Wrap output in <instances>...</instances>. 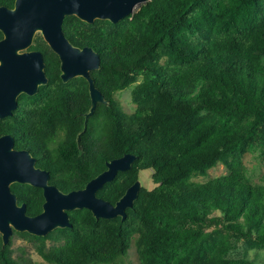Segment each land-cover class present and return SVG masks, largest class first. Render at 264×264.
Segmentation results:
<instances>
[{
  "label": "trees",
  "instance_id": "16d2710c",
  "mask_svg": "<svg viewBox=\"0 0 264 264\" xmlns=\"http://www.w3.org/2000/svg\"><path fill=\"white\" fill-rule=\"evenodd\" d=\"M64 28L101 53L91 74L110 104L99 103L86 124L88 79L64 81L60 56L39 34L32 47L44 51L50 81L21 94L13 115L0 118V135L12 133L65 191L127 152L138 156L133 167L98 194L115 203L145 170L154 186L143 185L125 219L79 208L69 211L71 227L16 234L52 264H113L133 245L142 264H264L231 255L264 248V182L251 181L244 161L264 151V0H147L117 23L68 15ZM128 87L132 112L116 97ZM220 162L227 174L195 179ZM12 187L29 214L43 210V188ZM12 243L0 232V264H26Z\"/></svg>",
  "mask_w": 264,
  "mask_h": 264
},
{
  "label": "water",
  "instance_id": "95a60500",
  "mask_svg": "<svg viewBox=\"0 0 264 264\" xmlns=\"http://www.w3.org/2000/svg\"><path fill=\"white\" fill-rule=\"evenodd\" d=\"M147 0H16L12 7H0V117L12 115L19 106L22 93L36 94L49 82L44 53L29 49L41 32L61 59L64 81L84 76L89 81L92 99L85 113L86 124L99 103L110 104L91 72L102 66L101 53L93 46H79L66 34L64 20L77 15L87 22L109 19L114 23L133 14ZM83 132L78 135L81 150ZM137 154L127 152L107 162V168L88 181L85 187L65 191L51 182V171L37 165V158L26 148L16 146L11 133L0 137V232L8 244L15 231H28L45 236L58 227L73 226L70 210L89 208L97 218L128 216L138 198L143 182L136 180L115 202L100 196L98 191L113 181L119 171L133 167ZM29 183L44 189L43 210L29 214L27 204L20 203L12 184Z\"/></svg>",
  "mask_w": 264,
  "mask_h": 264
},
{
  "label": "rangeland",
  "instance_id": "374dc122",
  "mask_svg": "<svg viewBox=\"0 0 264 264\" xmlns=\"http://www.w3.org/2000/svg\"><path fill=\"white\" fill-rule=\"evenodd\" d=\"M116 97L120 100L123 109L127 112L134 111L136 104L132 99V87H128L119 91L116 94ZM244 161L248 167V175L252 182H264L262 180L264 176V151L251 150L246 153ZM228 173V168L222 162H220L215 167L211 168L209 175H197L195 177L198 181H207L210 178L217 177ZM152 171L145 170L141 173V180L143 185L153 187L154 184L151 179ZM12 247L14 249V254L27 256L28 262L26 264H52L48 262L36 249V244L34 241L27 239L19 234L14 232L12 238ZM49 243L52 240H48ZM233 256H248L250 259L257 263H264V248H249L246 249L245 246H242L240 249L232 252ZM113 264H142L138 258V254L134 245L130 248L128 255L122 258L119 262Z\"/></svg>",
  "mask_w": 264,
  "mask_h": 264
},
{
  "label": "flooded vegetation",
  "instance_id": "af4514ba",
  "mask_svg": "<svg viewBox=\"0 0 264 264\" xmlns=\"http://www.w3.org/2000/svg\"><path fill=\"white\" fill-rule=\"evenodd\" d=\"M16 2V1H15ZM15 5V4H14ZM14 5H8V4H0V7H2V6H8V7H12L13 8V6ZM0 31H2L1 29H0ZM3 32V31H2ZM39 34H41L42 36H43V34L41 33V32H38L37 34H36V36H35V39H34V42H33V44L29 47V49H38V50H41V49H39V48H35V47H32L35 43H36V37H37V35H39ZM4 36H5V34H4V32H3V37L2 38H0V40L1 39H3L4 38ZM44 37V36H43ZM44 39H45V37H44ZM46 40V39H45ZM47 41V40H46ZM49 44V43H48ZM50 45V44H49ZM53 49V48H52ZM42 51V50H41ZM43 53H44V51H42ZM57 53V52H56ZM58 54V53H57ZM59 55V54H58ZM44 57H45V60H46V56H45V53H44ZM46 62H47V60H46ZM48 65V64H47ZM46 71H47V66H46ZM47 74H48V72H47ZM61 74H62V72H61ZM49 76V75H48ZM62 76V75H61ZM63 78V77H62ZM49 81H50V76H49ZM49 83V82H48ZM47 83V84H48ZM43 85H46V84H43ZM42 86V85H41ZM41 86H40V88H41ZM40 88H39V90H40ZM39 92V91H38ZM25 93V92H24ZM28 94V93H27ZM20 96H21V94H20ZM20 96H19V105H20ZM19 107V106H18ZM17 107V108H18ZM13 115V114H12ZM11 115V116H12ZM8 116H10V115H8ZM7 117V116H6ZM1 118V117H0ZM4 134H7V133H4ZM12 134V133H11ZM3 135V134H2ZM2 135H0V137L2 136ZM13 135V134H12ZM19 148H21V147H19ZM34 155V154H33ZM35 156V155H34ZM36 157V156H35ZM38 165V164H37ZM39 166V165H38ZM41 167V166H40ZM43 168V167H42ZM45 169V168H44ZM49 170V169H48ZM52 182V181H51ZM52 183H54V182H52Z\"/></svg>",
  "mask_w": 264,
  "mask_h": 264
}]
</instances>
